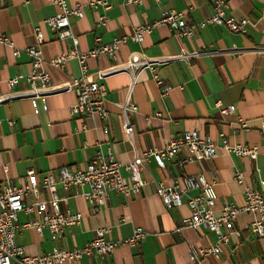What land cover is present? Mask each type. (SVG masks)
<instances>
[{
    "label": "crops",
    "instance_id": "crops-1",
    "mask_svg": "<svg viewBox=\"0 0 264 264\" xmlns=\"http://www.w3.org/2000/svg\"><path fill=\"white\" fill-rule=\"evenodd\" d=\"M107 1L109 7L105 9L89 7L86 0H67L70 7L82 5V17H69L81 51L93 48L97 43L96 37L100 43H108L115 37L129 36L137 25L157 21L161 12L167 9L182 12L192 24L213 13L210 0H140L129 4L125 0ZM224 1L228 4V14L252 19L256 24L247 25L244 33L232 32L223 25H207L196 28L193 37L180 39L164 24H158L141 43L127 39L121 44L116 60L105 55L88 59V71L124 61L131 51L136 50L159 57L205 48L264 46V0ZM55 12L56 7L47 0H0V31L8 35L14 47L20 50L18 56H13L10 48L0 44V96L11 91H25L28 86L21 78L10 89L7 79L29 73L30 57L23 49L37 43L34 27H39L43 34L44 41L40 47L52 84H63L80 76L76 59H70L61 68L49 63L51 58L71 48L68 40H58L56 32L43 23ZM100 15L106 16V23L97 29ZM156 74L169 87L166 94L162 95L163 86L155 83L149 71L142 70L137 74L132 92L137 110L131 114L134 146L124 137L118 106L130 81L126 72L113 73L104 79V106L109 114L106 120L71 116L70 107L75 101L72 89L49 95L46 98L47 109L37 114L33 113L27 98H12L0 103V185L4 181L23 183L30 170L40 181L43 174L56 172L59 167L84 166L97 145L104 152L109 148L122 163L132 159L134 150L143 152L151 147L163 148L171 137L180 136L185 131L194 130L202 137L208 136L219 146L216 157L189 161L183 166L179 163L185 152L166 159L163 168L150 158L142 171L146 184L141 190L127 196L111 192L107 204L98 213H92L85 198L77 194L86 187L72 188L75 195L62 202L60 208L62 211L79 212L80 222L66 227L57 242L50 239L46 228L41 234L30 227L22 228L16 234V243L26 254H42L53 246L66 249L80 247L90 241L95 229L100 227L108 228L106 238L112 241L125 239L135 227H141L147 234L138 245L120 244L111 255L82 257L74 264H264V237L250 231L253 217L245 212L238 214L235 221L238 235L230 236L229 242L222 245L219 256L206 257L199 263L191 262L188 257L191 247H210L216 242V235L203 227L195 230L184 225L183 219L189 215L185 199L180 206L167 208L151 182L152 177L171 185L183 174L213 175L216 211L223 201L237 205L244 202L243 185L234 178L237 170L243 173L247 184L258 188L259 179L264 178V140L259 132L264 125V51L175 59L159 65ZM218 100L225 106L234 105L235 111L221 114L215 107ZM39 104L41 106V101ZM238 118L246 121L247 130L239 129ZM219 132L224 133L230 144L257 145L255 160L226 153L220 147ZM122 174L127 175L124 170ZM57 192L64 195L60 186H57ZM195 193L190 191L188 194ZM46 196L42 189L41 197ZM32 218V214L21 211L18 224Z\"/></svg>",
    "mask_w": 264,
    "mask_h": 264
},
{
    "label": "built area",
    "instance_id": "built-area-1",
    "mask_svg": "<svg viewBox=\"0 0 264 264\" xmlns=\"http://www.w3.org/2000/svg\"><path fill=\"white\" fill-rule=\"evenodd\" d=\"M56 7V12L43 20L44 25L51 31L56 32L60 41L68 40L71 48L50 59V65L61 68L70 59H76L80 71L78 78H71L63 84H52L49 73L44 67V57L40 45L44 38L39 27H34V35L37 43L25 47L23 51L30 57V71L23 76L17 74L7 79V86L12 89L19 79L24 78L27 82L25 91H11L6 96H0V103L12 98H27L34 114L47 109L46 98L54 93L72 89L75 101L70 107L71 116L80 118L98 117L101 120L108 118V111L104 106L106 86L104 79L113 73L126 72L130 81L125 90V97L118 103L122 117V130L125 139L134 146L135 130L131 120V114L136 112L137 105L132 100V92L139 71L147 70L152 75L158 86H163L166 94L169 87L157 77L156 69L159 65L175 59H191L202 55L214 53H240L244 51H264V46L231 47L227 49L205 48L191 52L182 51L172 56L151 57L142 50L131 51L124 61H115L106 68L89 72L87 61L105 55L116 60V54L121 44L127 39L141 43L144 36L152 31L158 24H164L169 31L178 39L191 38L196 28H204L207 25H223L235 33H244L247 25H255L256 21L239 17L235 18L227 13L228 4L224 0H210L213 13L198 23L188 22L182 12L167 9L161 12L157 21L137 25L132 33L113 38L108 43H100L96 37V45L88 50L81 51L78 48V37L71 30L69 17L71 15L82 17L81 4L72 7L67 0H47ZM140 0H125L126 3H138ZM87 6L96 8H108L107 0H86ZM106 23V16L100 15L96 27L100 29ZM0 44L12 50L13 56H18L20 50L15 48L11 38L0 31ZM181 86H179L180 88ZM41 101V106L39 104ZM215 107L221 114H230L235 111L234 105L225 106L221 101L215 102ZM159 115V112H156ZM10 124L11 120L8 121ZM239 129L247 130L244 119L238 118ZM103 128H106L104 125ZM261 139L264 140V125L260 128ZM220 147L229 154L237 157H248L255 160L258 154L257 145L230 144L223 132H219ZM84 145L87 142L84 141ZM218 145L210 137L200 136L196 131H185L180 136L171 137L163 148L151 147L146 151L134 150L132 159L122 163L116 159L108 148L104 152L100 145L94 154L87 160L84 166L70 168L62 166L56 172L45 173L40 181L33 171H27L23 183L16 184L4 181L0 185V264H74L82 257L104 258L111 255L120 244L127 246L138 245L146 236L147 232L141 227H135L129 237L112 241L106 238L107 227L95 229L94 237L80 247L66 249L53 246L49 251L28 255L23 247L16 243V234L25 227L33 228L38 234L47 229L50 239L57 242L62 238L64 229L78 224L81 220L79 212L62 211L60 204L68 197L74 196L72 188L86 187L77 194L87 201L90 211L98 213L108 202L111 192L121 193L125 196L137 193L146 184L142 176L145 164L152 158L158 167H164V161L175 156L179 152H185V157L179 165L183 166L189 161H202L212 159L218 154ZM124 170L127 175L122 174ZM235 180L243 185L244 202L241 205L229 201H223L219 211L215 210L216 192L214 189L215 179L213 175L206 176L203 173L194 175L183 174L173 184L167 185L151 177L156 194L167 207L180 206L185 199L189 209V215L183 219L184 225L195 230L200 227L206 228L216 235V242L210 247H191L189 260L199 263L209 256H219L222 245L229 242L231 235H238L235 229V221L240 213H249L253 220L249 229L258 237H264V178L259 179L258 188L247 184L244 175L237 170ZM57 186H60L64 195H59ZM47 194L41 197V190ZM190 191H196L189 195ZM32 214L33 218L23 224H18V213ZM129 264H135L130 262Z\"/></svg>",
    "mask_w": 264,
    "mask_h": 264
}]
</instances>
